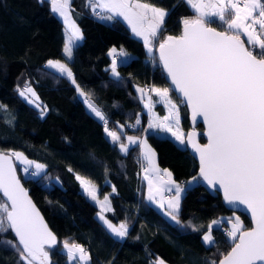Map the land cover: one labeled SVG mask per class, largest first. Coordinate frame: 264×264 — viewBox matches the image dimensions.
<instances>
[{
    "label": "trees",
    "instance_id": "trees-1",
    "mask_svg": "<svg viewBox=\"0 0 264 264\" xmlns=\"http://www.w3.org/2000/svg\"><path fill=\"white\" fill-rule=\"evenodd\" d=\"M140 1L169 11L158 41L169 35L179 36L182 20L196 17L185 0ZM87 2L69 3L83 35L69 60L63 53L65 26L51 10L50 0H0V105L4 106L0 108V150L19 151L46 165L33 177L25 176L15 163L22 183L57 238L49 250L50 264H70L62 248L65 242L87 248L90 259L85 264H150L157 257L169 264L218 261L232 246L219 226L229 228L225 219L236 212L224 206L220 194L209 193L197 182L181 197V223L165 217L144 198L138 145L122 153L119 142L114 143L105 133L104 123L88 112L71 80L46 65L49 60H61L71 68L76 83L104 113L109 130L120 136L141 135L121 127L137 118L141 125L146 124L136 86L169 85L159 64L152 63L151 54L126 24L119 18H98ZM209 26L224 31L218 19ZM112 47L123 49L130 57L118 65L119 78L110 71ZM26 83L34 88L42 108L46 106L43 116L42 109L19 95ZM169 94L179 107L180 126L186 134L190 130L186 106L172 91ZM152 98L155 102L153 93ZM159 106L154 103L153 108ZM196 129L199 141L204 142L202 126ZM144 137L156 152L158 164L169 169L176 181L186 183L196 176L199 165L185 146L152 129ZM76 174L91 180L99 196H109L112 210L106 217L113 223L127 222V237L116 238L97 219L99 208L81 191ZM0 202H5L1 194ZM236 214L245 229L249 228L248 218ZM217 218L222 221L212 233L215 243L205 244L203 233ZM189 221L200 231L187 226ZM15 239L11 230L0 233V241ZM0 264H17L16 252L3 243Z\"/></svg>",
    "mask_w": 264,
    "mask_h": 264
},
{
    "label": "snow or ice",
    "instance_id": "snow-or-ice-1",
    "mask_svg": "<svg viewBox=\"0 0 264 264\" xmlns=\"http://www.w3.org/2000/svg\"><path fill=\"white\" fill-rule=\"evenodd\" d=\"M195 10L196 17L182 20L183 30L179 36L169 35L158 41L163 31L165 18L169 11L153 4L142 3L140 0H88L87 7L102 20H115L122 17L131 27L135 36L143 39L145 48L153 53L158 42L159 63L167 73L174 89L182 94L181 103H186L192 110V119L201 117L207 125V144H199L194 139L196 133H187V144L199 155L198 177L193 176L191 184L198 178L212 188L222 190L224 200L229 205H242L251 214V228L245 229L239 216L228 218L231 225L226 236L233 245L219 261L212 260L208 264H264V0H185ZM69 0H51V10L59 13L68 25L69 32L64 44V54L71 60L73 47L83 39V35L74 21L69 20ZM99 9L100 11H97ZM224 26V31L210 27L216 20ZM241 35L246 37L247 46ZM112 56L110 71L119 78L117 57H127V53L115 47L109 50ZM155 62V60H154ZM47 65L67 76L75 85L77 92L85 97L87 107L99 120L104 122V131L112 141L118 142L121 137L107 127L108 120L104 113L90 100L76 83L73 72L66 63L49 60ZM140 99L145 100L146 89L136 86ZM169 87L151 86L147 92L154 93L158 98L153 101L147 95L144 107L152 111L154 103H162L169 113L162 119L150 121L148 129H159L170 132L181 145H185L184 134L173 131L179 128V107L170 98ZM31 94L29 97L28 94ZM19 94L29 99L38 109L41 116L46 111L37 103L39 97L34 89L25 84ZM0 105V108H3ZM140 124V119H136ZM124 127V125H121ZM147 131V130H146ZM129 144H142L144 158L149 163L146 172L155 173V183L148 180V200L155 201L165 215L177 224L179 220L181 194L186 187L172 179L167 169L163 172L168 179L165 181L154 163V151L146 140L128 136ZM129 144L120 143L122 152L129 151ZM23 164L33 166L30 174L35 177L41 174L46 165L28 160L22 152L0 150V192L7 201L0 202V233L11 230L16 239L0 241L10 246L17 254V264H50L49 250L57 243L56 236L48 228L28 192L16 175L12 158ZM69 171H72L69 168ZM28 173L29 168L25 167ZM83 192L91 200L100 204L98 217L107 228L119 238L128 236L127 222L114 225L104 213L111 211L109 196L103 201L97 197L96 185L79 174L75 176ZM57 181L59 178H56ZM175 195L167 200L165 208L163 191ZM116 189L113 186V192ZM160 195V200H157ZM10 202V203H9ZM221 221L212 220L202 237L205 244H214L212 235L214 226ZM193 231L200 228L188 223ZM47 246V247H46ZM70 259L80 260L90 257L79 244L63 245ZM150 264H166L157 257Z\"/></svg>",
    "mask_w": 264,
    "mask_h": 264
},
{
    "label": "crops",
    "instance_id": "crops-1",
    "mask_svg": "<svg viewBox=\"0 0 264 264\" xmlns=\"http://www.w3.org/2000/svg\"><path fill=\"white\" fill-rule=\"evenodd\" d=\"M50 3H51V0H50ZM69 3H70V1H69ZM144 3V2H143ZM194 12H195V10L193 9V8H191ZM97 10H99V9H97ZM100 11V10H99ZM68 14H69V20L70 21H74L73 20V17H72V14H71V11H70V7L68 8ZM195 14H196V12H195ZM55 15L63 22V24H64V26H65V23H64V18L63 17H61L60 15H59V13H55ZM197 15V14H196ZM117 18H119V19H121L125 24H126V26L129 28V30H130V32H131V34L135 37V38H137V39H139L140 41H142L143 42V39L142 38H140V37H137V36H135V34L131 31V27L128 25V23L126 22V21H124L123 20V18L122 17H117ZM75 22V21H74ZM76 24V23H75ZM78 27V26H77ZM79 41H81V40H79ZM79 41H77V42H79ZM143 44H144V42H143ZM155 46H156V44H155ZM155 46H154V49H153V53H154V50H155ZM144 47H145V45H144ZM113 48V47H112ZM111 48V49H112ZM117 49V48H116ZM118 51L119 50H121V49H117ZM145 50H146V52L148 53V54H153V53H149L148 51H147V49L145 48ZM111 58H112V56H111ZM130 59V57H129V55H127V57H118V59H117V61H118V65L120 64V63H122V62H125V61H127V60H129ZM117 71H118V69H117ZM112 74V73H111ZM138 95L140 96V93H138ZM153 96H154V100L155 101H157V97L155 96V94L153 93ZM79 97L81 98V100L83 101V103H84V105H85V107H86V109L88 110V112L89 113H91L95 118H97L95 115H94V113H92L91 112V110L87 107V103L85 102V97H83V96H81L80 94H79ZM174 102V101H173ZM175 103V102H174ZM158 104H160V106L156 109V108H153L152 109V111L150 112V115H149V122L150 121H152V120H154L155 118H157V117H159L160 119H162L164 116H167L168 115V113H169V109L164 105V104H162V103H158ZM154 109H155V112H154ZM154 113H155V115H154ZM98 120H99V118H97ZM176 127L175 126H173V131H176ZM179 129H181L180 130V132L181 133H183L184 134V138H185V132L183 131V129L181 128V126H180V119H179ZM167 135H169V137L173 140V141H175L176 142V140L170 135L171 133L170 132H165ZM119 135V134H118ZM128 136H132V137H134V138H139V140H146V138L144 137V136H141V135H138V134H125L124 136H120L121 137V139H120V141H118L119 142V145H120V143H124V144H129V142H128V140H127V137ZM147 141V140H146ZM177 143V142H176ZM178 144V143H177ZM136 145H138V147H139V155H140V157L142 158V160H143V165H144V169H143V172L141 173V179H142V181H143V186H144V198H145V200L148 202V203H150L152 206H154L158 211H160L165 217H167L168 219H170V217H168V216H166L164 213H165V209H161L160 207H159V205L155 202V201H150V200H148V180L147 179H145V176L147 175V176H149L150 178H152L153 179V181H154V183H155V173H152V172H146L145 170L146 169H149V163H148V161L144 158V155H143V153H144V151H145V149H144V146L142 145V144H129V149L130 148H132V147H134V146H136ZM147 145L148 146H150L149 145V143L147 142ZM183 146H185V145H183ZM150 148L154 151V149L150 146ZM119 149H120V147H119ZM121 151V150H120ZM122 152V151H121ZM122 153H127V152H122ZM154 153H155V156H154V163H155V165H156V167H158V169L160 170V174H161V176H162V178L166 181L167 179H168V177L166 176V174H164V172H163V170L164 169H167V168H163V167H161L159 164H158V162H157V155H156V152L154 151ZM168 171H169V169H167ZM172 179L174 180V181H176L174 178H173V176H172ZM176 183H179V184H181V186L182 187H184V184L186 185L187 183H188V181L186 182V183H181V182H178V181H176ZM175 192H174V190L172 191V192H168V191H163L162 192V196H163V198H164V202H165V208L167 207V200L169 199V198H171V197H173V194H174ZM183 194V193H182ZM160 198H161V196L160 195H157V197H156V199L157 200H160ZM99 208V207H98ZM100 212V209L98 210V212H97V215H96V217H97V219L106 227V229L113 235V236H115L108 228H107V226L104 224V222L103 221H101L100 219H99V217H98V213ZM104 215H105V217H106V212L104 213ZM107 218V217H106ZM172 221V220H171ZM123 221H121V222H119V223H113L114 225H116V226H119L120 225V223H122ZM116 237V236H115ZM116 238H118V239H123V238H119V237H116ZM70 245H72V244H78V243H69ZM79 245H81V244H79ZM82 246V245H81ZM83 247V246H82ZM84 248V250L86 251V253L88 254V256L90 257V253H89V251L87 250V248H85V247H83ZM66 251V250H65ZM67 252V251H66ZM69 261V263L70 264H85V263H87L88 261H89V259L88 260H80L79 259V255H76V259H70V260H68Z\"/></svg>",
    "mask_w": 264,
    "mask_h": 264
},
{
    "label": "water",
    "instance_id": "water-1",
    "mask_svg": "<svg viewBox=\"0 0 264 264\" xmlns=\"http://www.w3.org/2000/svg\"><path fill=\"white\" fill-rule=\"evenodd\" d=\"M211 27V26H210ZM182 30H183V26H182ZM182 30H181V33H180V35L182 34ZM218 31H220V30H218ZM242 39V38H241ZM246 43V42H245ZM247 46V45H246ZM155 57H156V59H157V61H158V64H159V67L161 68V70H162V72L164 73V76H165V79H166V81H167V83H168V85H169V88H172V92L175 94V96L178 98V99H180L181 101L184 99L183 98V96H182V94H180L179 92H177L175 89H174V87L172 86V84H171V81H170V79L167 77V73L163 70V67H162V65L159 63V51H158V46H156V48H155ZM185 106H186V109H187V113H188V120H189V124H190V130L188 131V132H186V134H185V147L187 148V150L189 151V153L192 155V157L195 159V161L198 163V165H199V155H198V153H196L195 151H194V149H192V147H191V145L190 144H187V133H189V132H195L196 133V135H195V137H194V139L196 140V142L197 143H199V144H201V145H203V144H207L208 143V139H207V136H206V131H207V125L204 123V121H203V119L201 118V117H198L195 121L192 119V110H191V108L186 104V103H183ZM201 125L202 126V132H201V134H202V136L204 137V139H205V141L204 142H200L199 141V131L196 129V126L197 125ZM12 163L15 165V162H14V160H13V158H12ZM199 167H200V165H199ZM15 168H16V165H15ZM198 173H199V168H198V171H197V174H196V176L198 177ZM16 175H17V177H18V179L20 180V183H21V185L23 186V188H25L26 189V187L24 186V184L22 183V181H21V179H20V177H19V175H18V172H17V169H16ZM198 180V183L199 184H201L209 193H213V192H217L218 194H220V196H221V198H222V202H223V204H224V206L226 207V208H228V209H230L232 212H236V213H242V214H244L247 218H248V220L250 221V227L249 228H251L252 226H253V224H252V219H251V214H250V212L249 211H247L246 210V208L244 207V206H242V205H229L225 200H224V196H223V192H222V190H219L218 189V187L217 188H212V187H210L209 185H207V183L206 182H204L203 180H201V179H197ZM27 190V189H26ZM27 192H28V190H27ZM0 194L2 195V197L4 198V200L5 201H7V197H4L3 196V193L2 192H0ZM28 195H29V197L31 198V196H30V194H29V192H28ZM31 200H32V202L34 203V201H33V199L31 198ZM10 203V202H9ZM35 204V203H34ZM36 205V204H35ZM36 208L38 209V207L36 206ZM39 210V209H38ZM39 212H40V210H39ZM40 214H41V212H40ZM41 216H42V214H41ZM43 217V216H42ZM44 221H45V219H44ZM45 223H46V221H45ZM47 224V223H46ZM48 226V225H47ZM49 228V227H48ZM50 229V228H49ZM233 246V245H232ZM231 246V247H232ZM231 250V248L228 250V251H230ZM227 251V252H228ZM227 252L225 253V254H223L221 257H220V259H222L223 258V256L224 255H226L227 254ZM219 259V260H220ZM218 260V261H219Z\"/></svg>",
    "mask_w": 264,
    "mask_h": 264
},
{
    "label": "rangeland",
    "instance_id": "rangeland-1",
    "mask_svg": "<svg viewBox=\"0 0 264 264\" xmlns=\"http://www.w3.org/2000/svg\"><path fill=\"white\" fill-rule=\"evenodd\" d=\"M70 1V0H69ZM140 2H142V1H140ZM143 3V2H142ZM145 3V2H144ZM158 7V6H157ZM65 23V22H64ZM77 26V25H76ZM68 28V25L67 24H65V30ZM69 35V32L68 31H66V39H65V42H66V40H67V36ZM241 38H244L245 40H246V37H244L243 35H241ZM63 53H64V50H63ZM65 55V54H64ZM53 61H57V60H53ZM58 61H61V60H58ZM62 63H65V62H63V61H61ZM46 65H47V63H46ZM48 66V65H47ZM49 67V66H48ZM51 68V67H50ZM53 69V68H52ZM54 70H56V69H54ZM32 87V86H31ZM33 88V87H32ZM23 89V88H22ZM22 89H20V90H22ZM34 89V88H33ZM20 90H19V92H20ZM35 91V90H34ZM20 95V94H19ZM170 95V94H169ZM21 96V95H20ZM28 96L30 97L31 96V94L29 93L28 94ZM22 97V96H21ZM22 98H24V99H26L28 102H29V99L28 98H26V97H22ZM170 98H171V96H170ZM172 99V98H171ZM37 103H39V104H41V102H40V99L37 101ZM30 104H32V103H30ZM32 105H34V104H32ZM35 106V105H34ZM36 107V106H35ZM154 112H155V109H154ZM154 115H155V113H154ZM153 121V120H152ZM152 130H154V131H157V132H159V133H162V134H164L165 132H163V131H160L159 129H152ZM180 130L181 129H176V131H179L180 132ZM166 134V133H165ZM171 136H172V134H170ZM174 139H175V137L174 136H172ZM176 140V139H175ZM176 142L178 143V145L179 146H183V145H181L180 143H179V141H177L176 140ZM16 152H19V151H16ZM25 156V155H24ZM26 157V156H25ZM28 158V157H27ZM13 160H14V162L17 164V165H19L20 166V168L23 170V173H24V175L25 176H28L32 171H34L35 169H34V167L33 166H29V165H26V164H23V163H21L20 161H17L14 157H13ZM28 160H31V161H35V160H32V159H29L28 158ZM35 162H37V163H40V164H43V163H41V162H38V161H35ZM44 165V164H43ZM25 167H28L29 168V172L28 173H25L24 172V168ZM83 177V176H82ZM192 180V178L191 179H189L188 180V182L189 181H191ZM198 182V180H196V181H194V182H192L191 184H184V187H190V186H192V185H194V184H196ZM80 184V183H79ZM96 188H97V186H96ZM80 189H81V191L83 192V190H82V187H81V185H80ZM84 193V192H83ZM85 194V193H84ZM86 195V194H85ZM175 195V193L173 194V196ZM182 195L183 194H181V197H182ZM104 196H106V195H104ZM104 196H99V194H98V188H97V197H98V199L100 200V201H103V199H104ZM108 196V195H107ZM86 197L89 199V200H91V198L90 197H88L87 195H86ZM93 203H95L98 207H99V209H100V204H98V203H96L95 201H93V200H91ZM110 206H111V203H110ZM234 215H236V216H239L238 214H236V213H234L233 215H232V217L234 216ZM240 217V216H239ZM240 219H241V217H240ZM170 220H171V218H170ZM214 220H218V221H222V218H217V219H214ZM227 220L228 219H225V221L227 222ZM241 221H242V219H241ZM243 222V221H242ZM219 224H221V222L219 223ZM218 224V225H219ZM227 224H228V226H229V228L231 227V225L227 222ZM218 225H216V226H214V227H217ZM203 235H204V233H203ZM203 237V236H202ZM203 240V239H202ZM204 242V241H203ZM205 243V242H204ZM63 245H64V243H63ZM63 245H62V248L64 249V247H63ZM65 250V249H64ZM76 255H79V253H77ZM68 260H70V258L68 257ZM166 264H169V263H167L166 262Z\"/></svg>",
    "mask_w": 264,
    "mask_h": 264
},
{
    "label": "built area",
    "instance_id": "built-area-1",
    "mask_svg": "<svg viewBox=\"0 0 264 264\" xmlns=\"http://www.w3.org/2000/svg\"><path fill=\"white\" fill-rule=\"evenodd\" d=\"M97 11H99V10H97ZM117 59H118V57H117ZM151 59H152V63H154L155 65L158 64V61H157V59L155 57V50H154V53L151 55ZM154 60H155V62H154ZM151 86H152L151 84H148L147 86L143 87V88L146 89L145 100H147V95H151L152 96V93L147 92V89L150 88ZM145 100H141V101H142V104H143L144 112L147 115L146 124L143 126L141 124L137 125L136 122H129V123H127L124 126V129H126V130H129V131H132V132H141V136H144L146 130H148V124H149V115H150V112H149V110L147 108L144 107ZM101 122L104 123L103 121H101ZM138 162H139V166H140V172L142 173L143 172V169H144V165H143V160L140 157V155H138ZM219 229H220L221 233L224 236H226V230L229 229V228L226 227L225 225H222L221 224L219 226ZM83 247H85V246H83Z\"/></svg>",
    "mask_w": 264,
    "mask_h": 264
}]
</instances>
